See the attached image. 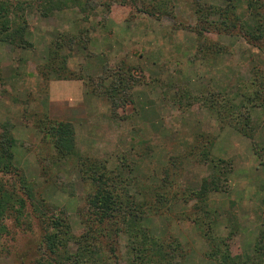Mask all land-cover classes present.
<instances>
[{
  "label": "rangeland",
  "instance_id": "obj_1",
  "mask_svg": "<svg viewBox=\"0 0 264 264\" xmlns=\"http://www.w3.org/2000/svg\"><path fill=\"white\" fill-rule=\"evenodd\" d=\"M26 1L30 44L0 42V130L16 138L15 164L36 195L57 211L67 210L75 233H81L89 184L81 177L79 156L97 157L114 174L131 178L139 199L152 195L153 201L156 191L163 195L146 222L155 234L184 244L187 264H219L213 252L224 242L232 254L255 259L245 264H264V254L255 251L264 239V103L253 107L245 126L251 137L237 128L246 120L234 122L238 118L227 119L208 105L210 92L219 91L222 96L238 92L235 101L242 102L243 88L231 86L254 70L264 72V46L250 44L241 34H206L203 41L223 48L200 59L197 34L185 28L196 23L191 0H170L176 16L158 18L130 2L114 4L107 14L100 4L104 0H94L100 6L84 13L71 7L43 15L35 2ZM136 1L142 9L155 3ZM69 34L88 39L87 49L70 46ZM58 38L65 43L59 55L67 57L69 78L49 66ZM188 54L194 58L190 63ZM120 79L123 85H116L124 87L122 93L109 96L108 89ZM45 115L73 124L78 154L56 160L51 139L39 126ZM219 159L226 174L201 198L195 191L214 178ZM0 178L16 181L14 174L0 172ZM28 209L30 223L5 219L0 264H32L37 258L42 223L30 202ZM125 244L122 236L118 251L123 258Z\"/></svg>",
  "mask_w": 264,
  "mask_h": 264
},
{
  "label": "trees",
  "instance_id": "obj_2",
  "mask_svg": "<svg viewBox=\"0 0 264 264\" xmlns=\"http://www.w3.org/2000/svg\"><path fill=\"white\" fill-rule=\"evenodd\" d=\"M31 1L35 2L43 15H51L55 11L71 7H76L84 13L90 8L97 9L100 4L105 5L107 14L114 4L130 2L133 8L136 6L137 10H143L152 17L158 18L169 14L176 16L174 5L170 0H155L154 4L143 9L137 7L139 5L136 0H102L103 3L100 4L94 0ZM223 2L224 5L210 0H191V11H189L194 15L196 23L194 25L188 23L185 28L197 34L196 54L201 53L200 59L209 56L212 58L223 48V46L220 48L217 41L211 43L203 41L207 39L206 34L229 36L241 34L250 44L262 48L264 46V0H223ZM29 6L30 3L26 0H0V42L18 47H27L30 44L25 12ZM67 39L70 46L79 43L85 49L88 47V39L84 40L82 35L69 34ZM64 44L59 38L53 42L51 57L54 60L52 59L53 62L49 66L55 68L54 72L56 71L61 78H69L70 70L66 72L67 57L63 54L59 55ZM192 60L188 54L187 62L190 63ZM105 67L106 71L110 70L107 69L109 68L107 65ZM120 69L123 71L124 68H118ZM124 71L130 72L126 69ZM131 79L133 83L136 81L132 77ZM238 79L239 77L236 85L231 87L243 88L241 103L235 101L237 96H241L240 93L231 94L227 91L222 96V92L219 91L210 92L208 105L211 109L224 112L227 119L238 118L234 122H240V118L246 120L244 122L242 120L243 126L237 128L251 137L252 133H249L245 126H250L248 120L251 118L253 107L264 103V72L254 70L248 78L239 81ZM116 84L123 85V79L115 80L111 90L108 89V95L111 97H117V93L124 88L117 87ZM114 105L117 106V103L114 102ZM39 124L45 135L51 139L57 153L55 157L57 161L78 154L75 129L70 121L51 119L45 115V118L39 120ZM16 142L11 132L0 130V172L4 175L14 174L16 177L15 183L12 184L0 178V235L7 231L5 219L8 216H13L18 224L27 221L30 223L32 214L28 209L30 202L32 211L41 221L43 229L37 247V258L32 264H187L188 251L184 244L175 237L166 238L155 234L146 222L147 216L154 209L159 208L160 198L163 195L158 191L153 201L152 195L147 197V193V198L139 199L135 191L131 190L132 179L122 172L114 174L112 170L107 169L106 160L79 156V171L89 187L80 212L82 231L76 234L67 210L63 208L57 211L56 206L45 198H39L32 182L15 164ZM205 159L209 160L208 157ZM212 162L214 159L211 160ZM221 163L225 161L218 160L219 166L215 164V167H218L217 174L212 179L203 180L201 188L195 191V194L202 198L211 189L217 188L216 185L219 184L222 174H226L223 165L220 166ZM50 211L52 214L49 215ZM122 236L126 238L124 258L118 251ZM72 244L75 245L73 249ZM221 244H216L215 253L213 252L219 264H245L255 260L249 257L245 259L240 254H232L227 243L224 242L223 246ZM255 251L259 256L264 254V239H259Z\"/></svg>",
  "mask_w": 264,
  "mask_h": 264
}]
</instances>
